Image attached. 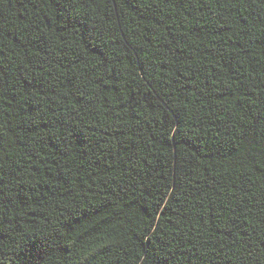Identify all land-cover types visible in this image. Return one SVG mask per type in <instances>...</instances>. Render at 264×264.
<instances>
[{"label":"trees","instance_id":"16d2710c","mask_svg":"<svg viewBox=\"0 0 264 264\" xmlns=\"http://www.w3.org/2000/svg\"><path fill=\"white\" fill-rule=\"evenodd\" d=\"M264 0H0V264H264Z\"/></svg>","mask_w":264,"mask_h":264},{"label":"snow or ice","instance_id":"6c2138e0","mask_svg":"<svg viewBox=\"0 0 264 264\" xmlns=\"http://www.w3.org/2000/svg\"><path fill=\"white\" fill-rule=\"evenodd\" d=\"M260 22H261V23H264V20H261Z\"/></svg>","mask_w":264,"mask_h":264}]
</instances>
